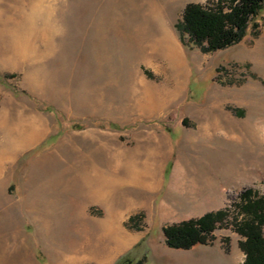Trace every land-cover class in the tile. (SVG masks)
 I'll list each match as a JSON object with an SVG mask.
<instances>
[{
    "label": "rangeland",
    "instance_id": "rangeland-1",
    "mask_svg": "<svg viewBox=\"0 0 264 264\" xmlns=\"http://www.w3.org/2000/svg\"><path fill=\"white\" fill-rule=\"evenodd\" d=\"M217 1L0 0V154L36 138L0 159V264L93 253L83 224L109 215L121 235L105 239L108 264L243 263L242 195L264 196V17L232 47L186 49V6ZM150 6L164 17L154 40L182 55V92L160 46L126 69L119 59ZM98 180L113 184L110 206L81 203L78 182ZM220 210L229 217L208 245H166L163 228ZM124 234L136 241L118 251Z\"/></svg>",
    "mask_w": 264,
    "mask_h": 264
},
{
    "label": "trees",
    "instance_id": "trees-1",
    "mask_svg": "<svg viewBox=\"0 0 264 264\" xmlns=\"http://www.w3.org/2000/svg\"><path fill=\"white\" fill-rule=\"evenodd\" d=\"M261 17H264V0L190 3L177 22L176 30L186 49L213 53L240 43L250 29L256 33ZM239 212L244 216L236 224V231L243 238L240 242L245 255L242 264H264V196L247 190L242 195ZM228 217L227 210H220L199 219L167 226L163 228L166 245L175 250L208 245L214 240V232ZM116 264H134L132 254L122 256ZM137 264L143 262L138 261Z\"/></svg>",
    "mask_w": 264,
    "mask_h": 264
},
{
    "label": "bare ground",
    "instance_id": "bare-ground-1",
    "mask_svg": "<svg viewBox=\"0 0 264 264\" xmlns=\"http://www.w3.org/2000/svg\"><path fill=\"white\" fill-rule=\"evenodd\" d=\"M163 21L164 17L162 12L150 6L149 9L142 15L141 20L138 23L132 22L130 24V28L132 27L135 44L132 48L127 49L124 52L123 50H121L119 52V59L121 60L124 69H126L128 68V66H131L130 64H133L134 59H137V61L141 59H144L146 61L151 60V56L146 55V47H150L149 50H154L155 48L160 46L161 58H163V60L167 63L168 68L173 72L178 92H182L184 90L185 76L187 75V73L184 61L181 57L182 55L176 42L167 36L155 40L153 38V35H155L157 32L162 31L161 28ZM206 131L208 130L206 129ZM208 134L209 133L204 132V135ZM35 140L36 138L34 135H30L24 138L22 142H19L22 144L14 146V153L3 151L0 154L1 161H7L11 159L15 155V150L17 149V147L30 145ZM95 184H97V187L99 188L98 190H95V188H93L90 183L81 182L79 186L78 182L79 188L77 187V190L79 198L83 201L81 203L102 202L110 206L113 198V184L111 182H106L105 180H98ZM102 189H104V192L102 191ZM105 189L112 194H106ZM54 204L56 205L57 203L55 202ZM54 204L53 206H55ZM109 217V221L104 222L103 225L106 228V233L112 235L114 233V219L111 215H109ZM120 247H122V242L119 243V246L117 248Z\"/></svg>",
    "mask_w": 264,
    "mask_h": 264
},
{
    "label": "crops",
    "instance_id": "crops-1",
    "mask_svg": "<svg viewBox=\"0 0 264 264\" xmlns=\"http://www.w3.org/2000/svg\"><path fill=\"white\" fill-rule=\"evenodd\" d=\"M105 221V220H104ZM104 221H95V220H87L83 225V230L81 233V238L86 240V243L93 244L96 246H100V249L96 248V250L92 252H84L82 256H75L72 258H66L65 261L61 264H108L110 263V258H105L103 245L106 237H116L119 241L120 238V229H119V221L115 225V232L113 236L106 235V228L103 225ZM99 224V225H98ZM104 227V228H103ZM85 230V231H84ZM84 231V232H83ZM125 237L128 238V244L124 247H120L118 251L128 247L136 241V238L131 234H124ZM119 246V243H118ZM48 264H53L51 260L48 261Z\"/></svg>",
    "mask_w": 264,
    "mask_h": 264
}]
</instances>
